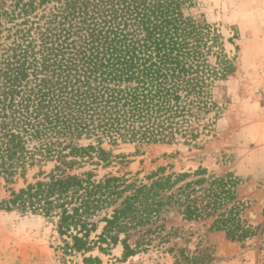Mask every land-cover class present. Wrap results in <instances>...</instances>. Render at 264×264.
<instances>
[{"label":"trees","instance_id":"obj_1","mask_svg":"<svg viewBox=\"0 0 264 264\" xmlns=\"http://www.w3.org/2000/svg\"><path fill=\"white\" fill-rule=\"evenodd\" d=\"M198 6L0 0V210L54 222L63 258L122 245L127 260L166 242L176 216L234 242L259 229L231 174H99L126 163L121 143L196 147L214 132L237 65Z\"/></svg>","mask_w":264,"mask_h":264},{"label":"rangeland","instance_id":"obj_2","mask_svg":"<svg viewBox=\"0 0 264 264\" xmlns=\"http://www.w3.org/2000/svg\"><path fill=\"white\" fill-rule=\"evenodd\" d=\"M196 10L221 31L237 65L227 82L231 102L214 132L196 147L121 143L115 154L126 163L116 162L99 174L129 171L143 177L157 170L168 174L199 168L208 176L231 174L239 180L240 199L248 203L245 217L259 229L246 241L234 242L224 232L211 230L208 220L176 216L169 223L174 230L166 242L127 260L122 245L108 254L95 250L87 254L99 258L93 264H264V176L259 175L264 171V125L257 120L264 93V0H199ZM52 167L47 163L30 169L26 179L34 181L41 169L49 172ZM22 186V179L14 184L16 189ZM60 244L56 224L44 216L0 210V264H88L83 256L63 258Z\"/></svg>","mask_w":264,"mask_h":264},{"label":"crops","instance_id":"obj_3","mask_svg":"<svg viewBox=\"0 0 264 264\" xmlns=\"http://www.w3.org/2000/svg\"><path fill=\"white\" fill-rule=\"evenodd\" d=\"M261 99H262L261 101H262L263 104H261L260 102H259L258 104H259V107L261 108L262 112H261V114H258V115H257V117H258L257 120H261V119H262V121H263V125H264V93H263ZM239 163H240L241 165H243V163H241V162H239ZM243 166H244V165H243ZM262 170H264V168H262ZM259 175H263V176H264V171L260 172Z\"/></svg>","mask_w":264,"mask_h":264}]
</instances>
